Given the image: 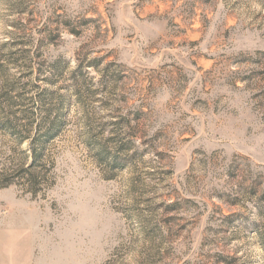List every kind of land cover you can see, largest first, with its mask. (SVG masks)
<instances>
[{
  "label": "rangeland",
  "instance_id": "obj_1",
  "mask_svg": "<svg viewBox=\"0 0 264 264\" xmlns=\"http://www.w3.org/2000/svg\"><path fill=\"white\" fill-rule=\"evenodd\" d=\"M0 264H264V0H0Z\"/></svg>",
  "mask_w": 264,
  "mask_h": 264
},
{
  "label": "trees",
  "instance_id": "obj_2",
  "mask_svg": "<svg viewBox=\"0 0 264 264\" xmlns=\"http://www.w3.org/2000/svg\"><path fill=\"white\" fill-rule=\"evenodd\" d=\"M27 112H32V111L26 110V111H23L22 113L26 114ZM33 114H34V112H33ZM31 115H32V113H31ZM41 121H40V123L37 124L38 131L40 130ZM5 125L7 126V129L14 132V134L15 133L18 135L22 134V130H20V129H18L19 131H15V130H17V128L12 123L6 121ZM46 126H47V128L45 129V132H43V134H45V135H40V136L37 135L35 138H32L29 142L28 156L27 157L30 158V161H31L30 165L28 166L30 169L36 167V165L39 164L43 158L42 153L44 150L45 141H43V142L41 141L42 137H44L45 140L51 139L52 138L51 137L52 132H54L53 130L58 128L57 122H55V121L47 123ZM21 139H23V138H21ZM20 170L21 171L23 170L22 172L25 173L24 176H26V181H29V179H30V180H32V182H34L36 180V177L30 173L27 174L26 172H28V171H26L25 169H20ZM9 174H10L9 176H11V178H17L18 176H20V175H16V174H18V172H15L14 174H12V173H9ZM22 178H24V180H25V177H22ZM2 180L8 181V178L5 177Z\"/></svg>",
  "mask_w": 264,
  "mask_h": 264
}]
</instances>
